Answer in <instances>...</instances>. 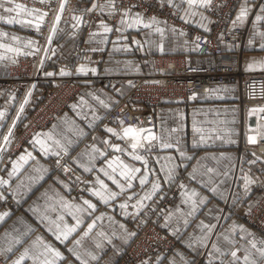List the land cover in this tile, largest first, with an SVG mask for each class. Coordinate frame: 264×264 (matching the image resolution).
Wrapping results in <instances>:
<instances>
[{"label": "crops", "instance_id": "obj_1", "mask_svg": "<svg viewBox=\"0 0 264 264\" xmlns=\"http://www.w3.org/2000/svg\"><path fill=\"white\" fill-rule=\"evenodd\" d=\"M59 1L56 4L53 0H44L55 12ZM254 1L249 0V10ZM244 2L245 0H239L228 20H236ZM15 3H22L28 9H38L47 15L40 19L35 13L32 16L21 14L18 17L21 23L6 24L0 21V33L7 34L0 36V77L7 74L10 63L42 51L51 36L50 41L54 42L56 48L49 49L50 60L46 61L44 68L49 73H54L55 77L47 76L40 83L37 88L39 94H42V89L56 84L58 79L70 73L79 78V81L75 88L66 87L65 93V88H62L61 94L65 96L60 106L29 133L21 146L8 155H0V181L7 182L0 184V196L3 197L0 199V215L9 213L0 222V250L7 248L19 232L26 228L33 229L29 237L25 238L26 243L14 247V255L6 254L10 257L7 264H13L37 237H43L61 252L63 259L57 264H80L76 259L77 255L88 264H118L123 250L133 239L132 221L150 200L163 195H169L170 200L159 209V226L165 232L173 234L176 243L169 251L157 254L152 264H194L199 258L200 248L214 234L222 200L231 184L237 156L239 122L236 85L214 84L209 92L200 93L195 100L167 98L150 106L155 110L156 118L151 132L157 137H171L173 147H157L148 153L143 148L138 149V154L148 161L147 167L132 159L130 140L121 139V132L116 125L105 127L103 116L130 89V81L134 75L152 72L156 64L167 59L188 65H206L217 61L215 56L198 54L194 39L196 31H205L211 26L212 13L204 7L190 8L183 0H154L148 12L140 7H122L117 21L110 22L106 16L114 14L116 6L109 5V0H71L64 6L63 16L68 20L74 18L76 7L90 11L93 4L109 5L104 11L97 8L96 16L90 17L73 35L68 32L67 24L61 31L54 28L55 12L50 13L21 0H15ZM126 9L131 11L124 16ZM12 15L15 16V13ZM137 15L141 18L139 22L136 20ZM0 16L8 18L9 14L0 10ZM153 18L159 23L144 27ZM102 23L111 31L106 32ZM157 28L162 29V33ZM77 44L90 48L89 56L92 61L84 62L74 69L61 67L62 60ZM232 47L233 44L224 43L225 49ZM9 48L13 50L8 51ZM245 67L264 68V21L254 20L247 42ZM81 68L84 72L78 71ZM0 113H3L0 117L2 134L8 122L6 109H0ZM194 121L226 122L228 133L205 137L203 141L200 138L194 140L189 133L193 130L187 125V122ZM181 126L182 131L171 132ZM109 128L116 135L108 132ZM124 128L126 127L122 128V134ZM177 138L180 139L178 146L175 144ZM194 141L215 144L213 147L210 144L194 147L193 143H197ZM115 146L124 151H115ZM93 148L97 151L93 152ZM64 149L68 153L67 159L75 167L78 181L84 182V188L80 192L75 191L64 174L47 163ZM181 149L184 157L180 155ZM123 152H127L129 156H125ZM22 156L23 160L20 159ZM117 158L130 167L141 169L132 181L131 188H128L123 178L115 176L123 186V191L104 174L105 171L111 172L108 163ZM168 158H171V163ZM170 169H174L171 174ZM208 169L212 171L209 172ZM40 176L42 179H38ZM142 177H147L143 186L139 183ZM97 179L108 186V192L117 193L116 197L105 203L91 195V191L99 188ZM153 184L159 187L154 190ZM176 187L179 188L178 192H174ZM58 197H62L69 205H82L85 199L96 205L94 212L89 211L81 216V226L66 242L56 240L48 230L47 223L42 222L40 216L31 211L34 207L43 208L48 204H56L57 211L63 212L65 221L69 225L75 224L73 217L68 214L70 209L59 207ZM121 204L125 207L121 208ZM50 215L55 219L57 212H51ZM93 222L95 227L92 232L83 238L80 245H75L73 241L81 239L87 225ZM205 225L212 226L211 233L204 228ZM250 241H254L257 247H264L261 243L264 241V234L233 209L224 219L212 242L223 254L213 255L210 246L203 264H210V261L211 264H221L222 261L223 264H230L232 250L237 251L239 264H244L245 250L253 253L250 260L256 259L257 264H261ZM0 264H5V256H0ZM24 264H32V260L26 258Z\"/></svg>", "mask_w": 264, "mask_h": 264}, {"label": "built area", "instance_id": "obj_2", "mask_svg": "<svg viewBox=\"0 0 264 264\" xmlns=\"http://www.w3.org/2000/svg\"><path fill=\"white\" fill-rule=\"evenodd\" d=\"M21 1L44 8L50 13L55 12L54 8H51L46 2ZM53 1L56 3L57 0ZM70 1L60 0L58 2V7L53 16V23L54 28L60 31L67 24L68 32L74 35L81 26L87 23L90 17L96 16L97 13L96 9L85 11L83 8L76 7L74 18L68 20L63 16L65 10L61 11L60 5L61 3L65 5ZM101 1L96 0V2ZM238 2L239 0H212V3L206 7V10L213 15L211 26L205 31L194 33L198 54L217 57L218 60L213 62L215 64L187 66L185 63L167 59L165 62L156 64V69L151 74L134 75L131 78L130 89L103 116V122L105 126L119 123V126L133 124L153 129L156 123L155 110L150 106L157 105L161 100L167 98L195 100L200 93L209 92L214 84H235L239 109V127L237 156L229 189L232 188L233 191L236 185L240 183L241 186L247 189L245 194L249 195L255 188H260L261 191L264 190V167L254 170L248 167L247 171L243 167L245 165L243 157L246 153L263 162L264 166V112L252 111V109L264 108V72L247 71L243 59L255 19L254 14H257L264 0H256L245 22L234 25L232 21L228 20V17L236 9ZM114 3L116 6L114 14L106 16L110 22L117 21L118 13L122 7H140L148 12L154 0H114ZM57 15L60 16L59 21L56 20ZM224 43L235 46L225 49ZM51 48L55 49L56 45L52 41H47V45L42 51L29 54L10 63L7 67V74L0 77V106L4 108L13 106L17 109L14 114L15 118L8 125L9 129H7L6 135L0 137V155L4 153L6 147L12 145L11 142L9 144L8 139L13 132L16 134V131H19L17 126L19 123L18 117L25 111V106L30 100L38 80L44 75L51 78L55 77L54 73H49L47 69H43L46 61L50 60L51 54H48V51ZM88 51L89 49L82 44L75 45L72 51L62 60L60 66L66 69H74L82 66L84 62L92 61ZM75 78L73 74L67 75L62 79L61 86L50 88L48 94L56 98L58 91L62 90L61 88L65 86L75 88L78 84ZM62 101L63 99L60 98L58 103H62ZM21 109L23 110L21 111ZM52 113L53 111L48 112L47 117ZM36 114L37 110L31 114L32 122L36 120ZM24 122L28 125L31 124L29 117ZM249 137H253L255 142H249ZM14 143H17L16 139H14ZM67 154V151L60 150L59 155L49 160V164L63 171L67 168L68 171H65L67 178L71 183L76 184L77 191L80 192L84 188V182L76 179L74 167L67 161ZM125 155L129 156L127 153ZM58 160L59 164L57 163ZM246 175H250V177L244 182L241 181L242 177H246ZM175 191L178 192L179 188H174ZM169 200V195L158 196L156 199L150 200L132 221L134 237L129 246L122 252L118 264H130V262L152 264L156 255H153L154 251L163 254L174 247L176 237L158 226L159 209ZM243 216L264 233L263 192L255 201L254 206ZM199 262L197 260L195 263L202 264V262Z\"/></svg>", "mask_w": 264, "mask_h": 264}, {"label": "snow or ice", "instance_id": "obj_3", "mask_svg": "<svg viewBox=\"0 0 264 264\" xmlns=\"http://www.w3.org/2000/svg\"><path fill=\"white\" fill-rule=\"evenodd\" d=\"M40 3H44V0H39ZM183 2H186L189 7H208L211 3L212 0H183ZM249 0H245L244 5L241 7V11L236 17V20L233 21V24L237 23H244L247 17L250 14V10L247 7ZM109 5L112 7H115L114 0H109ZM109 5H104V4H93L92 10H95L99 8L101 11H104L106 7ZM64 3H61L60 5V10H64ZM259 7V6H258ZM0 10H2L4 13L9 14L8 18H5L4 16H0V21H3L6 24H13V23H21L22 21L18 19V17L21 16V14H27L28 16H32L34 13L39 16L40 19H43L47 13H41L40 10L38 9H28L24 4L22 3H15V0H0ZM131 10L126 9L123 13L124 16H127ZM15 13V16L12 14ZM259 13L260 14H254L255 15V21L256 22H261L264 21V7H259ZM60 16H56V20L59 21ZM78 19V18H77ZM136 20L139 22L141 18L139 15H137ZM123 23V20H122ZM159 22L156 21L154 18L149 22L145 23L144 27H152L155 24H158ZM102 27H104V30L111 31V29L107 28L106 26L101 24ZM37 28H39V25L37 24ZM55 29H53V32ZM158 32L162 33V29L157 28ZM7 35L6 33H0V36H5ZM13 39H16L13 37ZM51 40V36L49 37V41ZM8 51H12L13 49L9 48L7 49ZM2 58V57H0ZM78 71L84 72V69L81 68ZM94 71V70H93ZM64 74V73H62ZM23 109H21L22 111ZM253 112L260 111L264 112V108L261 109H252ZM3 116V113H0V117ZM108 132L113 133L112 129H107ZM177 131H182V126L179 129H172L171 132L175 133ZM193 131L200 136L201 141L205 139V134L204 130L200 128L197 123L194 121L193 122ZM145 133H147L145 135ZM113 135H116V133H113ZM210 135V134H209ZM122 139H129L130 140V148L132 150V159L134 161H140L142 162L146 167L148 164V161L145 159V157L141 154H138V149L143 148L145 153L151 152L153 149L159 147L163 149H170L173 147V143L170 142L171 137L169 138H164V137H157L154 135L151 130L147 129H136L132 126L126 127L123 129V137ZM7 140V138H5ZM156 142V143H154ZM249 142H255V139L253 137H249ZM175 144L178 146L180 144V139L177 138L175 140ZM115 151L117 152H122L124 149H121L119 146H115ZM66 151V149H64ZM93 152L97 151L95 148L92 149ZM59 155V153H57ZM180 155L181 157H184L183 150H180ZM21 160L24 159L22 156L20 158ZM169 159V163H171V158ZM59 164V160L57 161ZM114 164L116 166H114ZM108 168L111 169V172L105 171L104 174L108 176L109 179L112 180L114 184L117 185V187L121 188V191H123V186L118 183V181L115 179L116 175H119L123 180L127 183L128 188L132 187V181L136 179V174L141 171L139 168L135 167H130L129 165L125 164L122 160H119L117 158L116 161L109 162L108 163ZM119 169V171H118ZM91 171V169H86ZM15 171V168H14ZM39 171V170H38ZM65 171H68L67 168H65ZM174 171V169H170L169 173ZM209 172L212 171V169H208ZM38 179H42V176L38 177ZM147 181V177H142L139 179V183L141 186H143ZM7 183L6 181H0V184ZM97 183L99 184V188L97 190L91 191V195L96 196L100 198L101 200H104L105 203H107L108 199L115 198L117 193L115 192H108V186L102 181L97 179ZM159 186L156 184H153V189H157ZM195 195V194H193ZM47 197V193L45 194ZM3 197L0 196V199ZM49 200H51V197H48ZM203 201H201L202 203ZM58 203L59 207L61 209L63 208H69L70 211L68 212L69 215L73 217L75 220V224L69 225L65 221V216L62 211L58 212L57 211V205L56 204H48L44 206L43 208L41 207H34L31 209L35 214L39 215L41 218L42 222H46L48 225V230L53 233L55 236V239L61 242H66L69 241L70 237L72 234L76 233L78 228L81 226L82 220L81 216L85 213H88L89 211L94 212L96 209V205L91 203L89 200L85 199L82 202V205H76L72 204L69 205L66 203L62 197H58ZM121 208L125 207L124 204L120 205ZM51 212H57L56 218L52 219L50 213ZM80 215H77V214ZM9 213L5 212L2 215H0V222L4 221L5 217H7ZM95 227L94 222L91 224L87 225V230L83 233V237L81 239H75L73 243L75 245H80L83 238L87 237L89 233L92 232L93 228ZM204 228L208 230L209 233L212 231V226L210 225H205ZM19 231V230H16ZM33 229L31 228H26L25 231L19 232V235L15 236L12 238L10 241L9 245L7 248L0 250V256H5V264H7V260L10 258L6 254L7 253H12L13 255L15 254L13 249L16 245H23L26 243L25 238L29 237V233H31ZM209 239L211 238L210 236L208 237ZM241 239H244V237H241ZM251 243V248L255 249V252L258 254V257L260 258L261 264H264V247H257V244L254 241H250ZM262 244H264V241H261ZM99 247V245H97ZM212 248V254H223L221 253L220 248L213 243L211 245ZM71 251V249H70ZM246 254L243 257L244 264H257L256 259H249L250 256L253 255L251 251L245 250ZM231 256V261L230 264H239V256L236 250H232L230 252ZM26 258H30L32 260V264H57L58 261L62 260V254L60 251L56 250L51 244L47 243L43 237H37L35 241L32 242L30 248H26L24 252L20 255L18 259L13 261V264H24V261ZM76 259L80 261V264H88V262L83 259L80 255L76 256ZM94 259V257H93ZM211 264V261H210ZM223 264V261L221 262Z\"/></svg>", "mask_w": 264, "mask_h": 264}, {"label": "rangeland", "instance_id": "obj_4", "mask_svg": "<svg viewBox=\"0 0 264 264\" xmlns=\"http://www.w3.org/2000/svg\"><path fill=\"white\" fill-rule=\"evenodd\" d=\"M256 1V0H255ZM254 1V2H255ZM264 3V2H263ZM263 5V4H262ZM253 6V5H252ZM262 7V6H261ZM252 8V7H251ZM251 10V9H250ZM259 12V10H258ZM257 12V14H258ZM255 20V19H254ZM254 23V22H253ZM253 26V25H252ZM250 36V35H249ZM249 39V38H248ZM235 45H233L234 47ZM75 47V46H74ZM88 48V47H87ZM89 51H90V48H88ZM89 51H88V55H89ZM247 54V45H246V49H245V56ZM215 64V63H212V65ZM187 66H190L188 64H186ZM45 66V64H44ZM156 66L155 65V68L154 70L156 69ZM199 66V65H197ZM246 68V67H245ZM45 69V68H43ZM154 70L152 72H149V73H146V74H151L154 72ZM247 71H258V72H264V68H256V69H252V68H246ZM69 75H72V73H70ZM47 76L44 75V77H42L41 79L38 80V83L37 85L35 86L34 90H33V93L31 95V98L30 100L27 102L26 106H25V111H23V113H21L18 117V128H19V131H16V134L15 132H13L12 136L8 139V142L10 144V142L12 143L11 146L9 147H6L5 148V153H1V154H6L8 155L10 152L14 151L15 148L19 147L22 145V143H24L27 139V137L29 136V133L35 129L36 127H39L42 122L44 121V119L47 117L48 115V112H52L54 111L55 109H57L61 103H58V100L60 98L64 99L63 97L65 95H62L61 91H58V96L55 98L54 97H51V95H49V89L50 88H53V87H58V86H61V81L63 78L61 79H58L56 84L54 85H51V86H47L45 87L44 89H42V94L40 95V91L39 89H37L40 85V83L46 78ZM77 79V81H79V78H75ZM223 84H227V83H223ZM78 85V84H77ZM130 86H131V81H130ZM64 87V85H63ZM218 87V86H216ZM64 93L65 91H67L66 89V86L64 87ZM62 89V88H61ZM60 89V90H61ZM39 91V92H38ZM38 95V97H35V95ZM184 99V98H183ZM187 100V99H186ZM45 101H47V103H45ZM42 106V107H41ZM0 109H6V113H7V126L4 128V131L2 132V134H0V137H2L3 135H6L7 133V129H9V124L11 123V120L14 119V114L16 113V107L13 108L12 107H2L0 106ZM13 110V111H12ZM37 110V118L34 122L31 121V114L34 113L35 111ZM9 112V113H8ZM50 114V113H49ZM29 117L30 119V125H28L27 123L24 122V120ZM197 125L202 128L204 130V134H205V137H212V136H217V135H226L228 133V124L226 122H196ZM113 125H116L117 128H118V131L121 132L119 133L120 134V137H123V134H122V128L123 127H129L128 125H122V126H119V123L117 124H113ZM187 125L190 129L193 130V122H187ZM106 127V126H105ZM134 127V126H132ZM238 127H239V122H238ZM238 127H237V134H238ZM136 129H139V127H134ZM236 128V127H235ZM142 129V128H140ZM148 130V129H147ZM152 131V130H151ZM189 132V131H188ZM190 134H192L194 140H196V138H200V136L198 134H196L194 131L192 132H189ZM210 134V135H209ZM14 139H16V144L14 143ZM122 139V138H121ZM126 141V139H125ZM194 142H197V143H193L194 147H201L202 145L206 144V143H200L199 141H194ZM18 144V145H17ZM210 144V143H209ZM209 144H206V145H209ZM215 143H211L209 146L210 147H213ZM217 145L220 144V143H216ZM204 145V146H206ZM60 153V151L58 152ZM125 153L127 152H123V154L125 155ZM128 154V153H127ZM57 156V154L55 155ZM126 156V155H125ZM53 158V157H52ZM51 159V158H50ZM49 159V160H50ZM49 160H48V165L51 166L49 164ZM243 160H244V169H246L245 171L248 170V167L251 168V170H254L256 168H262L264 167L263 166V162L257 160L253 155L249 154V153H246L244 154V157H243ZM67 161L70 163V165H72L74 167V165L71 163V161L69 159H67ZM235 162H236V159H235ZM235 165V163H234ZM54 168V167H53ZM62 174H64V176L67 178V174L65 171H63L62 169H59L57 168ZM234 170V168H233ZM74 174H75V167H74ZM76 176V175H75ZM232 177H233V174H232ZM249 178V175L246 177H242L241 181L244 182V180L248 179ZM76 179L77 176H76ZM232 179V178H231ZM67 180L70 182V184L73 185L74 189L76 192H79L77 191V188H76V184L75 183H71V181L67 178ZM232 191V188H230L228 190V192L226 193V195L224 196L223 200H222V206H221V209H220V215H219V218H218V221H217V224L215 226V229L213 231V235L210 239H208L204 245L200 248V252H199V258H198V262H202V264L205 262L206 260V257H207V253L209 251V248L210 246L212 245V242L216 236V233H217V230L219 229V227L221 226V224L223 223L224 219L226 218V216L229 214L230 211H232L233 209L239 213V214H243L245 215L253 206H254V203L255 201L261 196L262 192L264 194V190L262 189V191L260 190V188H255L249 195H246L245 192L247 191L246 188H244L243 186L240 185V183L238 185H236V187L233 189ZM263 196V195H262ZM226 210V211H225ZM246 218V217H245ZM247 219V218H246ZM222 220V222L220 223V221ZM248 220V219H247ZM249 221V220H248ZM250 222V221H249ZM253 226H255L257 229L258 227L256 225H254L252 222H250ZM133 226V224H132ZM158 226H159V222H158ZM160 228V226H159ZM161 229V228H160ZM261 231V230H260ZM262 232V231H261ZM263 233V232H262ZM264 234V233H263ZM134 237V235H133ZM133 240V239H132ZM132 242V241H131ZM129 246V245H128ZM127 246V247H128ZM126 247V248H127ZM125 248V249H126ZM124 249V250H125ZM123 250V252H124ZM157 255V254H160L158 253V251H154L153 255ZM155 255V256H156ZM155 258V257H154ZM199 262V263H200ZM130 264H135L134 262H130ZM196 264V263H194Z\"/></svg>", "mask_w": 264, "mask_h": 264}, {"label": "bare ground", "instance_id": "obj_5", "mask_svg": "<svg viewBox=\"0 0 264 264\" xmlns=\"http://www.w3.org/2000/svg\"><path fill=\"white\" fill-rule=\"evenodd\" d=\"M245 60H246V56H244V59H243V63H244V66H245ZM125 125H128V126H134V127H139V128H142V129H148V130H153L151 128H145L144 126H139V125H133V124H125ZM250 177V175H249ZM247 180V179H246Z\"/></svg>", "mask_w": 264, "mask_h": 264}]
</instances>
